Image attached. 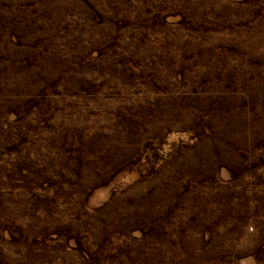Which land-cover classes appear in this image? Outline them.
Here are the masks:
<instances>
[{
  "label": "rangeland",
  "instance_id": "374dc122",
  "mask_svg": "<svg viewBox=\"0 0 264 264\" xmlns=\"http://www.w3.org/2000/svg\"><path fill=\"white\" fill-rule=\"evenodd\" d=\"M0 264H264V0H0Z\"/></svg>",
  "mask_w": 264,
  "mask_h": 264
}]
</instances>
